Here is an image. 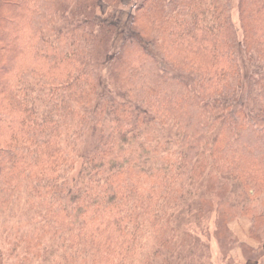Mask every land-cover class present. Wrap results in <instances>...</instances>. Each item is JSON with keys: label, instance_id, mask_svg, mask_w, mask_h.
<instances>
[{"label": "trees", "instance_id": "trees-1", "mask_svg": "<svg viewBox=\"0 0 264 264\" xmlns=\"http://www.w3.org/2000/svg\"><path fill=\"white\" fill-rule=\"evenodd\" d=\"M121 4L0 0V213L25 205L24 263L190 264L177 220L202 188L218 233L245 216L262 243L264 0H239V27L233 0ZM241 52L263 64L253 118L226 101Z\"/></svg>", "mask_w": 264, "mask_h": 264}, {"label": "rangeland", "instance_id": "rangeland-1", "mask_svg": "<svg viewBox=\"0 0 264 264\" xmlns=\"http://www.w3.org/2000/svg\"><path fill=\"white\" fill-rule=\"evenodd\" d=\"M141 1L121 0V6L129 10H135ZM100 5L103 12L110 10L107 4L100 3ZM232 17L237 27H239V0H233ZM11 26L13 27V25ZM239 32L241 36L240 29ZM240 60L244 75L243 88L236 98L226 101L233 107L243 105L249 116L253 118V104L250 101V97L253 96L256 88L251 83V77L263 71V64L254 63L244 52H241ZM0 128L3 132L8 131L6 124H1ZM204 198L210 199V208L211 210L214 209V211H211L206 218L199 219L198 208L200 203L204 202ZM218 202L219 196L217 194L208 195L202 188L198 197L192 201V213H189L186 209L181 214V217L183 216L182 219L177 220L183 231H189L195 237L193 244L190 246H180L179 250L182 253V257L187 254V251L191 250L192 255L188 259L191 262L190 264H264V239L262 243H258L250 237L251 220L248 217L239 216L228 223L231 231L228 236H234L237 242L229 241L230 238H226L224 236L225 233H218L216 223ZM13 204L9 207V210L6 209L7 211L0 213V244L4 252V264H44L47 260L46 257L49 258L51 256L47 253L48 251L45 252L43 260L32 259L30 263H24V254L21 252L22 246L19 241L24 236L23 233L27 232L28 229L30 231L32 226H29L27 217L24 214L25 205L18 202L15 205ZM243 243L249 245V249ZM172 263L185 264L184 260L176 262L173 260Z\"/></svg>", "mask_w": 264, "mask_h": 264}, {"label": "crops", "instance_id": "crops-1", "mask_svg": "<svg viewBox=\"0 0 264 264\" xmlns=\"http://www.w3.org/2000/svg\"><path fill=\"white\" fill-rule=\"evenodd\" d=\"M250 242V241H249ZM248 244H253V243H248Z\"/></svg>", "mask_w": 264, "mask_h": 264}]
</instances>
